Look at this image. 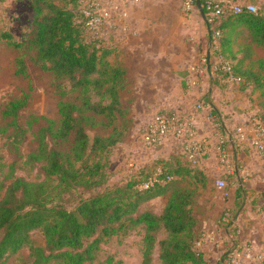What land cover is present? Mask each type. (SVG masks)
<instances>
[{
	"label": "trees",
	"instance_id": "16d2710c",
	"mask_svg": "<svg viewBox=\"0 0 264 264\" xmlns=\"http://www.w3.org/2000/svg\"><path fill=\"white\" fill-rule=\"evenodd\" d=\"M206 1L199 0V9L210 43L216 41L210 56L230 64L231 76L245 95L248 89L261 91L264 60L254 61V49H264V14L225 12L209 22ZM61 2L30 0L32 37L26 43L31 63L52 74L55 93H77L76 101L59 104L58 127L52 121L39 127L36 152L26 155V165L37 170L41 180L16 176L12 164L0 184V264H91L108 238L135 229L143 232L140 264H153L154 257L160 264H208L197 244L203 241L200 193L210 189L212 180L199 165L178 149L109 182L110 157L129 138V111L122 101L128 68L111 61L115 50L101 39L87 41L80 0ZM17 64L16 72L23 74L25 65L21 60ZM24 106V101H13L3 111L11 120L15 145L24 138L17 123ZM209 111L225 129L215 111ZM97 127L108 134L89 137V130ZM236 128L229 129L232 144ZM50 139L69 147H52ZM157 170V183L139 189ZM157 199L165 202L156 211L151 202ZM36 230L43 236L42 247L31 240ZM161 233L164 238L159 239Z\"/></svg>",
	"mask_w": 264,
	"mask_h": 264
},
{
	"label": "crops",
	"instance_id": "0c3cea01",
	"mask_svg": "<svg viewBox=\"0 0 264 264\" xmlns=\"http://www.w3.org/2000/svg\"><path fill=\"white\" fill-rule=\"evenodd\" d=\"M105 1L107 4L109 0ZM185 3L186 0L184 6ZM241 3L255 5L258 13L264 14V0H242ZM181 6L182 0L134 1L127 5L126 17L116 21L115 31L108 34L111 43L126 47L127 88L131 90L130 97L134 101H143L142 115L139 114L140 120L130 136L133 142L125 155L130 154L128 159L137 166L134 169L155 157L156 152L143 145L142 134H137V130L139 126L144 130L157 111L191 116L198 137L207 143L199 166L212 180L208 184L210 189L201 200L209 210L206 214L209 218L202 224L201 251L206 262L214 264L245 245L264 257V160L246 146L232 144L229 131L246 123L256 112L240 90V85L213 76L207 62L206 73L201 74V56L205 54L207 59L209 52V64L213 59L210 56V41L205 39L206 22L199 8H196L200 12L197 15L195 10L186 13L185 7L181 9ZM175 23L178 25L177 32L173 28ZM199 48L204 50L202 55ZM192 68H197L200 74L192 73ZM195 75L202 76L197 79ZM190 80L193 83L189 84ZM147 101H151L150 104ZM197 103L202 104L203 110L195 111ZM210 109L222 120L225 129L220 133L230 141L228 166L219 163L215 152L217 133L212 122L207 120ZM149 114L153 117L150 115L147 118ZM172 148L173 145L167 143L160 147L157 154L167 156L168 152H173ZM218 180L225 182V189L216 188ZM210 191L215 194L210 195ZM205 204L204 208L201 206L202 210ZM225 212L227 220L222 222ZM241 262L259 264L243 258Z\"/></svg>",
	"mask_w": 264,
	"mask_h": 264
},
{
	"label": "rangeland",
	"instance_id": "374dc122",
	"mask_svg": "<svg viewBox=\"0 0 264 264\" xmlns=\"http://www.w3.org/2000/svg\"><path fill=\"white\" fill-rule=\"evenodd\" d=\"M54 1L57 4L62 3L61 0ZM184 1L185 0H182L181 9L186 7L184 6ZM192 10L197 11L194 6H192ZM192 10H186L185 8L186 13H191ZM198 12L199 11L196 12L197 15ZM32 17L33 13L30 7V0H0V35H11V38L9 39L0 38V184L6 181L10 169L9 166L12 164L16 176L25 178L30 182L41 180L36 173L37 170L30 169L29 166L26 165V155L36 152L37 132L39 127H43L46 124V121H52L55 128H57L60 121L58 114L59 104L61 102H75L77 96V93L63 97L58 96L53 88L52 74L42 71L31 63L29 56L32 55V51H28V44L26 42L32 37ZM177 27L178 25L175 23L173 27L175 32H177ZM167 34L170 33L167 32ZM170 35L172 36V34ZM96 38L101 39L103 44L114 48L115 52L110 58L111 61L121 62L127 65V61L124 58L125 56L127 57L126 47L122 48L120 46L121 44L111 43L108 34L94 36L88 33L87 41L90 42ZM205 39H209L207 31L205 32ZM199 47H201L200 44ZM209 47L211 48V43ZM203 52L204 50L199 48V54L202 55ZM204 56L205 54H203L200 59L203 60ZM19 60L25 65V71L23 74H18L16 72L18 70L17 62ZM258 60H264V49H254V61L256 62ZM205 63L206 62H203L200 69L198 68L202 75H205L206 73ZM200 72L197 73L200 74ZM201 76L195 75V78L200 79ZM188 83H193V80L188 81ZM248 91L249 96L246 95L249 98L251 108L254 109L256 113H258L257 109H260L261 113L264 115V89L255 92L248 89ZM130 92L131 90L126 88L122 93L123 105L129 111V138L128 142L119 146L112 154V157H110L109 182L111 184L126 177L128 172H131L130 170L137 167L133 165L134 161L128 159L130 154L126 156L125 152L133 142V137L130 140V136L135 130L134 128L137 121L139 122L140 120V115H142L143 101H134V99L130 97ZM13 101L25 102V106L20 110L17 119L18 125L22 126L25 133L24 138L17 145L12 142L13 128L10 126L11 120L3 116V111L8 104ZM147 102L150 104L151 101ZM160 113L161 112L157 111L154 118ZM151 114L146 115L147 118ZM258 115L260 116L261 114L258 113ZM154 118L151 120L153 121ZM151 120H149V122ZM149 122H147V124ZM141 123L143 124L144 122ZM139 127L137 134H142L143 130L141 126ZM88 134L89 137L95 135H107L108 131L104 130L102 127H97L89 130ZM49 141L50 145L55 148L69 147L68 143L63 144L55 139H50ZM159 149L160 147L151 149L156 152L154 154L155 157L164 156V154H157ZM178 149L179 146H174L172 148V150H175L176 152ZM171 154L173 153L168 152L167 156ZM227 157L230 159V152L227 154ZM154 158H151V160ZM149 161L142 163L139 168L144 167ZM130 162L132 163L133 168H129ZM210 193V195L215 194L214 191H210ZM205 194L207 193H200V206L203 208L205 202L202 203L201 200ZM164 202L165 199H157L151 203L157 211ZM208 211L209 210L205 204V209L200 212L201 224H203L205 219L209 218V216L206 215ZM142 236V230L135 229L125 235L120 234L116 237L108 238L105 243L101 245L96 260L91 264H140L142 259ZM162 238H164V233L159 235V239ZM31 240L36 246H44L43 236L37 230L31 233ZM258 263H260V261ZM9 264H17V262L11 260ZM153 264H160V261L154 257Z\"/></svg>",
	"mask_w": 264,
	"mask_h": 264
},
{
	"label": "built area",
	"instance_id": "2783aa9c",
	"mask_svg": "<svg viewBox=\"0 0 264 264\" xmlns=\"http://www.w3.org/2000/svg\"><path fill=\"white\" fill-rule=\"evenodd\" d=\"M138 0H109L107 4L105 0H80L82 3V17L84 19L85 28L89 34L94 36H103L111 34L116 29V21L126 17V7L128 4ZM242 0H223L220 3L207 0L205 10L209 17V22L225 12L239 14L243 10L257 14L258 9L252 4H242ZM186 10H192V6L199 8V0H186ZM126 30L125 27L122 28ZM218 36V33L215 35ZM214 40L211 44H215ZM207 62V59H203ZM211 74L216 78L227 79L231 82L239 83V80L231 76L230 64L216 56L208 63ZM192 73H197V68L191 69ZM195 111L203 110L201 103L195 104ZM207 120L211 121L213 128L217 133L215 152L220 164L228 166V138L220 133L221 123L210 114H207ZM143 145L149 149L161 147L167 143H171L173 147L179 146V152L193 165H199L201 158L206 153L207 143L198 137L193 119L191 116H181L175 112H163L157 115L143 130L141 135ZM236 145L246 146L255 151L257 155L264 160V120L254 113L250 116L246 123L240 124L236 128L234 138ZM129 168H133L132 163H129ZM134 169V168H133ZM132 169V170H133ZM161 174V170H157L156 175L149 179L146 183L138 186L139 189H147L157 183V176ZM216 188L225 189L226 184L223 180L215 182ZM227 213L225 212L221 218L222 222H226ZM202 242L197 244L201 248ZM241 258L247 261L259 262L262 259L261 255L254 253L253 249L245 245L238 249L233 254L225 255L214 264H242Z\"/></svg>",
	"mask_w": 264,
	"mask_h": 264
},
{
	"label": "water",
	"instance_id": "95a60500",
	"mask_svg": "<svg viewBox=\"0 0 264 264\" xmlns=\"http://www.w3.org/2000/svg\"><path fill=\"white\" fill-rule=\"evenodd\" d=\"M209 63V52L207 53V65Z\"/></svg>",
	"mask_w": 264,
	"mask_h": 264
}]
</instances>
